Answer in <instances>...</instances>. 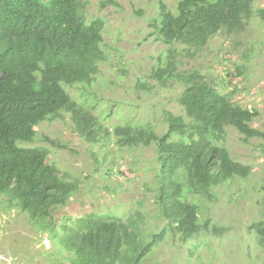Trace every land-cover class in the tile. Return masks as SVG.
Returning a JSON list of instances; mask_svg holds the SVG:
<instances>
[{"label": "trees", "instance_id": "1", "mask_svg": "<svg viewBox=\"0 0 264 264\" xmlns=\"http://www.w3.org/2000/svg\"><path fill=\"white\" fill-rule=\"evenodd\" d=\"M153 1L158 16L152 28L168 48L150 77L162 88L178 84L182 89V112L165 113V132L151 123L112 127L96 104L73 99L68 89L91 86L107 61L105 21L89 19L87 2L0 0V197L28 216L41 243L51 239L56 263L141 264L169 236L194 241L192 252L203 240L209 246L210 236L225 233L209 218L215 188L245 181L254 170L235 159L227 145L230 128L246 141L264 140V131L252 126L259 112L234 99L233 75L228 73L227 82L218 78L219 84L201 69L181 67L217 35L242 33L254 16L255 0H180L175 11L162 0ZM111 5L119 6L116 0L102 2L104 8ZM257 16L264 23V9ZM237 68L241 76L243 69ZM64 114L91 145L153 150L154 173L146 188L153 194L156 228L141 210L126 219L98 211L68 214L82 182L62 174L50 162L48 149L22 145L35 142L42 123ZM140 202L144 208L145 201ZM259 204L261 218L249 232L263 247L264 199Z\"/></svg>", "mask_w": 264, "mask_h": 264}, {"label": "rangeland", "instance_id": "2", "mask_svg": "<svg viewBox=\"0 0 264 264\" xmlns=\"http://www.w3.org/2000/svg\"><path fill=\"white\" fill-rule=\"evenodd\" d=\"M83 1L88 3L89 19L100 17L105 21L107 61L100 65L91 86L68 89L73 99L96 104L97 112L107 117L112 127L151 123L165 132V113L182 112L178 102L182 89L178 84L162 88L150 77L159 55L168 48L152 28V20L158 16L157 1L116 0L118 7L106 8L102 6L105 0ZM162 1L173 11L180 2ZM260 9H264V0H255L254 16L242 33L217 35L195 59H185L186 66L181 69H201L219 84L223 82L218 78L227 82L231 73L238 87L235 101L259 112L252 126L264 131V23L257 16ZM238 66L243 69L241 76H237ZM36 131L35 142L22 145L48 149L50 162L62 174L82 182L80 193L67 207L68 214L98 211L126 219L141 210L151 228L159 225L153 217V194L146 188L154 173L153 150L122 151L115 145H91L75 133L67 114L42 123ZM227 145L235 159L254 170L245 181L215 188L216 201L207 205L211 222L224 227L225 233L210 236L209 246L203 240L195 252L191 251L194 241L182 243L169 236L155 248L154 257L144 258L147 260L141 264H264V246H258L249 232L262 214L259 203L264 199V140L246 141L230 128ZM0 200V264H59L51 256V239L41 243L28 216L16 207L10 208L7 198Z\"/></svg>", "mask_w": 264, "mask_h": 264}]
</instances>
